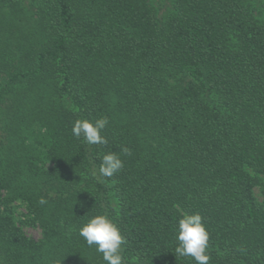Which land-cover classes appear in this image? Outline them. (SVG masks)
Here are the masks:
<instances>
[{
  "label": "trees",
  "instance_id": "1",
  "mask_svg": "<svg viewBox=\"0 0 264 264\" xmlns=\"http://www.w3.org/2000/svg\"><path fill=\"white\" fill-rule=\"evenodd\" d=\"M160 2L0 0V264H105L78 235L96 215L123 264H196L175 255L196 213L209 264H264V6ZM102 117L106 145L73 136Z\"/></svg>",
  "mask_w": 264,
  "mask_h": 264
},
{
  "label": "clouds",
  "instance_id": "2",
  "mask_svg": "<svg viewBox=\"0 0 264 264\" xmlns=\"http://www.w3.org/2000/svg\"><path fill=\"white\" fill-rule=\"evenodd\" d=\"M106 117L94 122L87 119H77L72 126V134L77 139H82L88 145H106L107 140L101 132L108 124ZM121 152L130 155V149L122 148ZM123 161L117 153H106L101 157V163L94 176L101 179L111 178L123 168ZM42 204L44 200L40 201ZM78 235L85 241L89 248H93L105 264H123L122 245L126 243L117 225L104 215L91 217L79 227ZM177 257L192 258L196 264H209L210 256L206 250L209 235L202 223L199 213L184 215L179 219L175 229Z\"/></svg>",
  "mask_w": 264,
  "mask_h": 264
},
{
  "label": "rangeland",
  "instance_id": "3",
  "mask_svg": "<svg viewBox=\"0 0 264 264\" xmlns=\"http://www.w3.org/2000/svg\"><path fill=\"white\" fill-rule=\"evenodd\" d=\"M246 1L249 2L250 0H246ZM251 1H253V0H251ZM256 1L261 3L260 6H261V8L263 9V6H264V5H262V2H263V1H262V0H256ZM260 3H259V4H260ZM167 7H168L167 0H162V2H160V3L156 6V9H157V11H158L159 16L164 15V14L167 13ZM263 10H264V9H263ZM254 192H255V195H256V197H257L258 202H260V203H264V190H263L261 187L257 186V187L255 188ZM24 214H25L24 207L20 205V207H17V209L15 210V218H16V220H17L18 222H19V221L21 222L22 220H24V217H23ZM19 224H20V226L22 227L24 233H25L28 237H30V238H32V239H35V240H37V239L40 238V231H39V229H37V228H32V227H28V226H24V225H22L21 223H19Z\"/></svg>",
  "mask_w": 264,
  "mask_h": 264
}]
</instances>
